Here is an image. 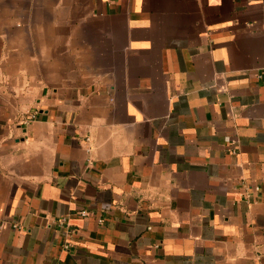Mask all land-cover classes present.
<instances>
[{"label": "crops", "instance_id": "0c3cea01", "mask_svg": "<svg viewBox=\"0 0 264 264\" xmlns=\"http://www.w3.org/2000/svg\"><path fill=\"white\" fill-rule=\"evenodd\" d=\"M0 264H264V0H0Z\"/></svg>", "mask_w": 264, "mask_h": 264}, {"label": "built area", "instance_id": "2783aa9c", "mask_svg": "<svg viewBox=\"0 0 264 264\" xmlns=\"http://www.w3.org/2000/svg\"><path fill=\"white\" fill-rule=\"evenodd\" d=\"M87 213L85 212V211H81L80 212V215H86ZM62 221H63V219H62Z\"/></svg>", "mask_w": 264, "mask_h": 264}]
</instances>
